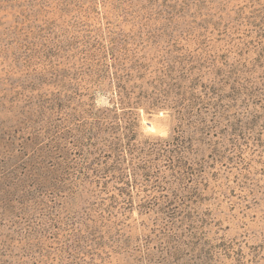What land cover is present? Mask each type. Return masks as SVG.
I'll return each mask as SVG.
<instances>
[{
  "label": "rangeland",
  "instance_id": "rangeland-1",
  "mask_svg": "<svg viewBox=\"0 0 264 264\" xmlns=\"http://www.w3.org/2000/svg\"><path fill=\"white\" fill-rule=\"evenodd\" d=\"M119 44L152 78L164 76L157 86L164 109L139 110V138L153 145L182 141L197 169L209 163L202 185L195 171L184 179L165 160L152 177L138 176L137 186L133 172L123 181L101 177L103 167L116 164L103 145L113 147L133 131L130 119L120 131L109 121L100 139L88 129L94 112L111 108L117 90L118 54L97 51ZM215 68H237L256 98L242 94L228 123L218 125L213 90L200 117L190 97L202 98L212 87ZM136 85L142 95L155 93L145 82ZM64 99L77 111L69 112L76 116L71 128L85 127L78 137L94 138L73 151L78 158L93 154L84 166L92 168L87 178L72 181L93 191L83 200L69 182L61 193L49 188L55 183L42 185L40 166L23 172L31 160L40 162L25 147L43 115L57 123L52 115H61ZM235 123L243 139L232 161L203 158L197 139L225 147L236 133L227 127ZM44 132L35 141L53 144L51 130ZM123 161L128 171L142 163L128 155ZM163 204L173 206L169 219L160 213ZM0 264H264V0H0Z\"/></svg>",
  "mask_w": 264,
  "mask_h": 264
},
{
  "label": "trees",
  "instance_id": "trees-1",
  "mask_svg": "<svg viewBox=\"0 0 264 264\" xmlns=\"http://www.w3.org/2000/svg\"><path fill=\"white\" fill-rule=\"evenodd\" d=\"M115 43V42H114ZM117 55L118 57L115 59L113 67L115 68V78L113 81V86L117 89L113 93H111L110 98V109L107 110L108 112H94L92 114V122L89 123L90 130L96 131L97 135L95 139L101 138L103 134L106 133V130L104 129L109 121H114L116 125L118 126V131L124 129V127L121 125L123 123H126L127 119L132 120L133 124V131L132 136L130 138H126L125 135L122 133V140L115 141L112 145L113 147H107L108 150L113 155V160L116 161L115 165H111V167H103L101 171L99 172L102 174L101 177L108 178L109 176H117V178L121 181H123V178H129L131 176L132 172L134 175V184L137 186V177H152L151 171L154 169H160L162 167V163L165 160V163H174L173 166V173L181 174L184 179H186L187 176L195 175V171L197 173L198 181L197 183L199 185H202V179L203 176L206 173V169L209 168V163L205 161L204 165L198 164L199 168L197 169V165L186 159L184 156L183 151H185L189 147H182L179 144L180 140H177L178 145L173 146L170 144V142L167 140H159L157 144H150V142L141 140L139 138L142 134L139 132V129L141 127V113H139L140 109H145L148 113L151 112H157L159 110L164 109V102H162L161 99L157 97L158 95V88L157 86H160L162 84L164 76H161L159 78H152L151 75H153V72L149 71V68L143 66L139 61H134L132 58L133 55L129 52V50L125 48H121V45L119 44L118 49L117 45L115 47L105 49L103 46L100 51H97V55ZM103 57V56H102ZM191 67L188 69V71L194 72L195 67L193 66V62H191ZM187 71V70H186ZM171 72H173L171 70ZM214 81L213 85L210 88L209 86L205 87L206 93L203 94L202 98H198L197 94L195 92H191V98L193 102H198V112L197 117L206 115L209 111V104L206 103L204 98L207 99L208 93L207 91L213 90L212 94L214 97V104L210 105V107H213L216 114V123L217 125L219 122L223 121L228 123V117L231 114L232 110L239 102V100L242 97V94L244 96L248 97V101L256 99L254 96V89L246 86L241 76H238V69H230V70H223L221 68H215L213 72ZM190 80H194L192 77ZM137 82L146 83V85H150L155 90L154 95L152 96H146V94L142 95L141 91L139 90V87H137ZM193 84V81H191ZM195 83V81H194ZM229 89V90H228ZM195 89H192V91ZM229 91V95H226V91ZM139 92V93H137ZM141 95L137 98V95ZM225 94V95H224ZM228 101V102H227ZM64 105L62 106V110H58V112L61 113V115H52L58 116L56 120L57 123L52 126L50 123V117H47L46 115H43L42 119V125H40L41 130L37 131L35 133V137L32 139L33 141L28 144V147H25L29 149V151H36L37 153V159L40 160V162H37L36 159L31 160V163L27 164L26 168L23 172H27V174H31L29 171H33V169L36 170L37 166H40L38 169L42 175H45L41 180L40 183L44 186H48L47 184H53L55 185L49 188H52L53 190L58 191V193L64 192V190H67V188L70 186L69 183H71L72 188L70 190H73L77 195L83 200V196L85 194H88V196L93 192L89 191L88 189L81 190L77 188L75 184L72 183L73 179H79L80 183H82L81 178H87L86 170H92L91 167H84L85 164L89 163L87 161L89 156H92L93 154L85 152V154L79 156V159L77 156L73 155L74 149L80 150L81 147L85 146V141L90 140L93 141L94 138H86L85 140L82 139V137L79 136V132H81V135L83 134V128L81 131L75 130L71 128V124L74 120H76L75 115H71L69 112L76 111L72 107V101L71 100H65L64 99ZM67 103V104H65ZM228 104V106H226ZM232 104V105H231ZM71 108V109H70ZM121 110V112H119ZM77 112V111H76ZM200 114V115H199ZM185 118L188 116H191L188 112L184 113ZM212 115V114H211ZM78 117H80L79 114H77ZM121 123V124H120ZM199 124H202L204 128H208L210 126L209 121H203L201 119L199 121ZM222 124V122L220 123ZM220 126V125H219ZM226 128V127H225ZM235 130V134L232 133V137L229 139V144H227L225 147H223L222 143H208V141H200L197 139V146L199 147V144L203 146V149L199 151L201 152V156L203 158H210L211 155H215L212 161H216L219 158H227L230 161L231 160V154L233 153L236 155V152H239L241 149L240 146L242 145V139L241 135L239 136L238 130H240L241 126L238 124L230 125V127H227ZM44 130H51L52 133V140L53 144H50L49 146H40L35 141L45 137ZM116 131V130H115ZM229 132V131H226ZM223 135V133H221ZM224 134L225 131H224ZM223 137H226L224 135ZM150 139V138H149ZM72 141L75 142V144L72 146ZM153 143V142H152ZM147 145V146H146ZM94 148V145H92ZM99 150L100 146L98 145ZM96 147V149L98 148ZM224 149V150H223ZM75 150V151H76ZM188 153V151H186ZM130 156L131 158H140L141 165L139 167H133L132 169L123 168V158L126 156ZM225 155V156H224ZM119 157V158H118ZM160 158V159H157ZM201 157V158H202ZM122 160L120 161V159ZM83 159V162H82ZM86 159V160H85ZM150 159H153L154 161H149ZM186 159V160H184ZM49 161V162H48ZM120 161V162H119ZM33 162V163H32ZM46 162L49 163L48 166H46ZM82 162V163H81ZM48 167V169H47ZM95 170V169H94ZM205 170V171H204ZM84 171V173H82ZM96 171V170H95ZM143 172V175H138L137 172ZM88 172V171H87ZM83 176H79L82 175ZM146 174V175H145ZM78 175V176H77ZM33 176V175H32ZM100 177V175H97ZM69 182V183H68ZM99 184V183H98ZM123 195L129 196L128 193L123 192ZM118 198V197H117ZM117 198L114 199L112 204H117ZM111 204V207H113ZM172 205V204H171ZM157 206H154L153 208H156ZM160 213L167 216L169 219V214L172 211V207L170 205H161ZM163 208V209H162ZM178 209H174V216H173V222H178ZM166 213V214H165ZM170 221H168L169 223ZM184 224V222H183ZM177 223H174L173 226H176Z\"/></svg>",
  "mask_w": 264,
  "mask_h": 264
}]
</instances>
